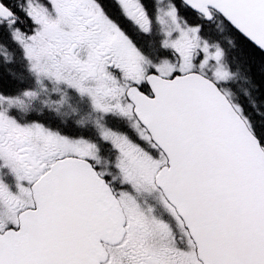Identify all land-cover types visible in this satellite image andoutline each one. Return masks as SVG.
Masks as SVG:
<instances>
[{"label": "snow or ice", "instance_id": "snow-or-ice-1", "mask_svg": "<svg viewBox=\"0 0 264 264\" xmlns=\"http://www.w3.org/2000/svg\"><path fill=\"white\" fill-rule=\"evenodd\" d=\"M0 264H264V0H0Z\"/></svg>", "mask_w": 264, "mask_h": 264}, {"label": "rangeland", "instance_id": "rangeland-1", "mask_svg": "<svg viewBox=\"0 0 264 264\" xmlns=\"http://www.w3.org/2000/svg\"><path fill=\"white\" fill-rule=\"evenodd\" d=\"M241 54V59L243 58V56L244 55H247L248 53H247V51L245 50V51H243V52H241L240 51V53H235V55H240Z\"/></svg>", "mask_w": 264, "mask_h": 264}, {"label": "trees", "instance_id": "trees-1", "mask_svg": "<svg viewBox=\"0 0 264 264\" xmlns=\"http://www.w3.org/2000/svg\"><path fill=\"white\" fill-rule=\"evenodd\" d=\"M242 47V46H241ZM236 53H240V51H237ZM239 58H241V54L240 55H237Z\"/></svg>", "mask_w": 264, "mask_h": 264}]
</instances>
